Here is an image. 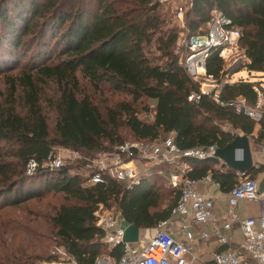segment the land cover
<instances>
[{"label":"trees","instance_id":"16d2710c","mask_svg":"<svg viewBox=\"0 0 264 264\" xmlns=\"http://www.w3.org/2000/svg\"><path fill=\"white\" fill-rule=\"evenodd\" d=\"M213 8L239 31L243 60L229 72L264 73V0H191L183 12L187 35L206 31ZM166 14L157 0H0V75L6 84L0 100V209L48 193L73 201L50 214L49 239L77 264H95L101 257L115 262L121 252L120 246L108 248L102 242L93 216L97 206L117 211L138 229H150L169 216L180 191L168 186L171 197L162 204L158 182L166 180L167 165L151 166L131 185L109 178L86 185L80 174L69 172L70 166H40L53 155L54 146L91 158L126 138L154 141L171 136L181 149L212 144L222 148L237 135L264 140V114L255 126L242 111L208 96L187 100L197 84L181 64L187 50L182 47L183 57L174 50L177 29L163 26ZM152 45L155 56L149 55ZM218 50L210 47L205 61V72L214 78L226 72ZM28 53L40 60L28 71L9 74ZM76 71L93 88L106 86L126 99L101 110L86 96H78ZM48 81L57 87L54 99L43 96ZM261 83H225L218 100L226 104L241 98L252 105L256 93L251 86L261 90ZM139 112L150 119H140ZM30 159L38 168L28 176L24 168ZM187 162L190 179L209 174L221 192L238 181L237 172L215 157ZM258 173L264 176V167H252L242 178Z\"/></svg>","mask_w":264,"mask_h":264},{"label":"built area","instance_id":"2783aa9c","mask_svg":"<svg viewBox=\"0 0 264 264\" xmlns=\"http://www.w3.org/2000/svg\"><path fill=\"white\" fill-rule=\"evenodd\" d=\"M160 4L169 0H157ZM191 0H179L172 9V18L178 25H183V12ZM206 31L185 36L182 47L187 50L181 64L189 78L197 84L196 90L187 96L188 101L196 102L200 96H208L219 105L242 111L258 126L264 114V98L261 90L252 85L256 100L252 105L244 99L229 101L226 104L218 100V95L225 83H231L230 72H224L218 78L205 72V61L210 47H218V56L223 60H232L241 51L238 45L239 31L230 26L229 20L217 9L209 12ZM242 54V52H241ZM234 74V73H233ZM257 128V127H256ZM255 137V132H252ZM255 152L251 155L253 168L264 167V140L254 142ZM215 145L179 148L171 136L154 141H126L105 152V158L99 164H87L91 169L84 184L101 183L105 178L131 185L140 175L146 174L151 166L167 165L166 183L172 189H179V197L169 216L158 222L152 235L145 241L125 242L120 217L117 211L104 209L100 205L93 212L95 225L102 233V242L108 247L120 246L121 252L114 262L109 257L95 260V264H194L198 259L197 243L212 240L217 250L211 254V264H264V190L258 193V181L263 176L243 177L237 172L238 181L228 191L221 192L219 183L209 174L200 179H190L187 172L189 159L213 158ZM62 165L59 157L52 154L40 166L57 169ZM38 164L30 159L24 172L32 175ZM203 188V192L199 189ZM211 190L213 192L211 193ZM224 195L225 209L217 215L214 203L217 194ZM239 201L257 202L259 213L256 216L240 217L236 212ZM208 226L209 232L199 230L197 236L190 226ZM237 229L240 241L233 240L232 230ZM50 258L42 264H77L76 260L62 248L49 252Z\"/></svg>","mask_w":264,"mask_h":264},{"label":"rangeland","instance_id":"374dc122","mask_svg":"<svg viewBox=\"0 0 264 264\" xmlns=\"http://www.w3.org/2000/svg\"><path fill=\"white\" fill-rule=\"evenodd\" d=\"M45 1V0H44ZM179 2V0H169L166 3L161 4L163 11H166V19L164 27H175L178 31L174 50L180 53L183 57L184 51L182 48V42L187 35L183 25H178L172 18V9ZM68 10V8H65ZM207 26V25H206ZM206 28V27H205ZM194 35V34H193ZM238 52L232 60L224 61L223 68L226 72L231 71L237 64L243 60L241 54ZM158 53L154 50V45L149 47V55L155 56ZM40 60V59H39ZM30 53L27 57L21 59L17 69L12 70L9 74H14L25 68L24 71L30 67L32 62L39 61ZM55 62V59H53ZM51 63V62H50ZM77 79V94L78 96H86L101 110L113 106L116 102L125 100V96L121 93H115L108 89L106 86H100L99 88H93L88 81L81 76V74L75 72ZM237 78H244L250 82L261 81V90L264 94V73L255 74L251 73L249 76L245 70H240L231 74V80ZM57 91V87L54 82L48 81L43 87V96L48 99H54ZM6 92V84L3 75H0V100ZM42 112L50 118L51 112L43 104L41 106ZM138 117L143 120H149V116L139 112ZM51 119L48 120V128L51 129ZM254 127L253 132H256ZM249 149L254 156L255 145L252 138L249 137ZM124 140H129L126 138ZM53 155L60 158L62 165L70 166V173L80 174L83 178H86L91 169L87 167V164L97 165L100 161H103L106 157L105 153L96 154L89 157H82L76 152L68 149L54 146ZM90 160V162H88ZM151 168H149L148 173ZM160 194L162 204L171 197L168 185L164 178L159 179ZM213 190H211V193ZM244 202V201H243ZM73 204V201L64 199L59 194L48 193L42 197L34 200H29L23 204L15 207H4L0 209V264H42L45 261V257L49 252L58 247H54L50 242L49 235H51V227L48 222L50 214H53L60 205ZM254 205H247L240 202V211L247 212V209H251ZM142 234H140L139 240H141Z\"/></svg>","mask_w":264,"mask_h":264},{"label":"water","instance_id":"95a60500","mask_svg":"<svg viewBox=\"0 0 264 264\" xmlns=\"http://www.w3.org/2000/svg\"><path fill=\"white\" fill-rule=\"evenodd\" d=\"M247 75L249 76L250 73L247 72ZM214 157L222 161L227 167L239 172L241 176H244L252 168L249 141L246 135H237L224 147L216 148ZM257 187V192L262 193L264 190V176L259 179ZM119 227L123 231V241L135 242L138 240L139 229L137 227L122 219L119 222Z\"/></svg>","mask_w":264,"mask_h":264},{"label":"crops","instance_id":"0c3cea01","mask_svg":"<svg viewBox=\"0 0 264 264\" xmlns=\"http://www.w3.org/2000/svg\"><path fill=\"white\" fill-rule=\"evenodd\" d=\"M199 189L203 192V188L199 187ZM217 194V193H216ZM217 200L214 203V210L217 213V215L222 214L224 209H225V196L221 195L220 193L217 194ZM240 202L245 203L247 205H254L251 209H247L246 213L240 211ZM236 212L240 217H246V216H256L259 213V206L257 202L251 201V202H246V201H239L236 206ZM192 233L194 236H197V233L199 230L207 231L209 232V227L208 226H196V225H191L190 226ZM153 233V229H139L138 231V239L140 238V234H142L141 241L147 240ZM232 235H233V240L235 242L240 241V234L237 229L232 230ZM196 248L198 250V259L195 261L194 264H211V254L215 250L218 249L216 244L212 240H206L202 243H197ZM113 261V260H112Z\"/></svg>","mask_w":264,"mask_h":264}]
</instances>
